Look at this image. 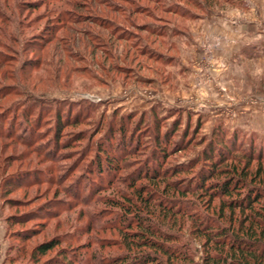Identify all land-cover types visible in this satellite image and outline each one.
<instances>
[{
  "label": "rangeland",
  "instance_id": "rangeland-1",
  "mask_svg": "<svg viewBox=\"0 0 264 264\" xmlns=\"http://www.w3.org/2000/svg\"><path fill=\"white\" fill-rule=\"evenodd\" d=\"M98 1L81 0L71 8L75 21L63 23L38 17L42 7L22 8L23 41L18 35L16 41L0 38V60L4 59L0 62V264L8 263L4 256L10 243H22L28 250L59 237V248L81 256L97 249L100 240L117 241V230L91 228L98 210L110 209L101 200L89 201L93 195H111L109 189L102 191L107 176L96 175L94 161L100 143L120 157L121 176L140 167L143 158L125 155L121 149L130 141L128 148H132L141 136L140 148L148 152L157 126L175 148L163 161L166 169L187 164L197 155L200 160L193 170L207 165L202 152L220 134L228 145L263 148L264 52H260L259 40L264 41V0H176L190 8L185 16L162 12L146 0L124 2L126 7L135 3L153 12L158 26L164 22H169L170 29L176 26L169 37L131 25L130 20L150 22L149 13H118L105 4L119 0ZM170 1L162 0L164 6ZM109 18L135 35L113 36ZM136 36L172 59L165 62L158 55L136 54ZM246 45L256 53L246 55ZM113 65L120 67L113 69ZM58 112L61 121L69 123L54 143ZM77 112L75 123L72 117ZM130 113L133 120L125 122L124 116ZM109 134L113 139L106 140ZM193 172L190 176H195ZM16 175L17 182L9 181ZM79 198H87L86 203ZM26 214L30 215L26 221H17ZM25 229L32 231L20 241L15 236ZM180 232L186 236L189 231L184 227ZM117 249L114 242L100 250ZM199 254L195 251L194 260Z\"/></svg>",
  "mask_w": 264,
  "mask_h": 264
},
{
  "label": "trees",
  "instance_id": "trees-1",
  "mask_svg": "<svg viewBox=\"0 0 264 264\" xmlns=\"http://www.w3.org/2000/svg\"><path fill=\"white\" fill-rule=\"evenodd\" d=\"M103 1L106 3V0ZM119 1L118 4L105 5L118 13H149L152 19L150 22L142 24L130 20L136 29L165 37L174 33L176 26H173L174 30L170 29L169 22H164L161 26L156 25L158 19L153 16V12L143 10L142 6L135 3L126 7L124 2L130 3L131 0ZM146 1L155 3L162 12L185 16L191 11L176 0H171L167 6H164L162 0ZM225 1L229 3V0ZM80 2L81 0H36L33 3L14 0L10 4L8 0H0V25L5 26L4 29L0 27V38L16 41L15 37L18 35V39L23 41L20 29H24L22 8L42 7L43 12L38 17H53L56 23H63L75 21V13L71 10ZM207 8L211 7L208 5ZM1 10L9 12L5 14ZM107 24L114 32L113 36H134L136 33L127 32L126 28L113 18H109ZM134 44L136 54H145L151 58L158 55L160 60L164 58L165 62L172 59L171 56L161 55L155 48L141 42L139 36L135 37ZM1 61L4 62V59ZM127 66L132 67L130 64ZM117 67L120 65H113L112 68ZM40 112L38 109L36 116ZM79 112L73 114L75 116L72 120H75V123L78 121ZM124 117L125 122L130 123L134 116L130 113ZM67 120L61 121L58 112L54 123V127L58 129L56 131L54 128L55 132L52 134L54 143H57L56 138L62 127L69 123ZM155 122L158 124L157 119ZM119 127V139L122 143L124 123ZM153 133L151 135L154 143L153 146L149 145L148 152L140 148L141 136L133 142L132 148H128L132 142L130 141L128 146H125L126 149H121L125 155L143 156L140 167L124 176H121L120 157L112 153L111 147L104 148L101 143L98 144L99 152L94 161L98 171L96 175L107 176V185L102 191L109 189L111 197L94 198L93 195V198H89L90 203L101 200L104 204H110L109 210H98L91 219L94 221L91 228L95 231L117 230L120 236L117 241L114 238H111L113 241L100 240L96 242L99 245L97 249L92 248L89 253H83L81 256H72L65 253L64 248H59V237L40 242L28 250L22 243H10L6 248L4 261L6 260L7 264H264V145L259 149H255L252 144L248 148L234 143L228 145L225 143L226 137L220 134V137L213 138V143L209 142L207 149L202 152L201 157L207 165L193 170L194 163L200 160L197 155L195 160H190L187 164L178 163L166 169L163 168V161L175 148L171 138L162 134L158 126L156 134ZM105 139H113V135L109 134ZM176 147L179 145L176 144ZM92 162L91 160V165ZM191 171H194L195 176H190ZM18 177L16 175L9 181L15 183ZM98 190L96 188L94 193H98ZM187 195L191 197H186ZM79 199H82L83 203L87 201V198ZM64 207L67 208L68 205ZM107 214L112 218H104ZM28 217L29 214L19 216L17 221L24 222ZM184 227L189 231L186 236L180 232ZM24 231L18 232L15 237L20 241L26 240L32 229ZM114 242L120 250L101 252L102 247ZM52 250L56 252L41 259ZM195 251H200L198 260H194ZM26 255L25 262H20Z\"/></svg>",
  "mask_w": 264,
  "mask_h": 264
},
{
  "label": "crops",
  "instance_id": "crops-1",
  "mask_svg": "<svg viewBox=\"0 0 264 264\" xmlns=\"http://www.w3.org/2000/svg\"><path fill=\"white\" fill-rule=\"evenodd\" d=\"M254 38V37H253ZM255 39V38H254ZM256 40V39H255ZM254 40V41H255ZM259 42H260V44H259V49H261V51L260 52H264V41H260L259 40ZM249 45V44H248ZM248 45H246V49H245V52H246V55L248 54V55H250V53H256L255 51V49L253 48V46L251 47H248ZM251 56V55H250ZM249 57V56H248Z\"/></svg>",
  "mask_w": 264,
  "mask_h": 264
}]
</instances>
